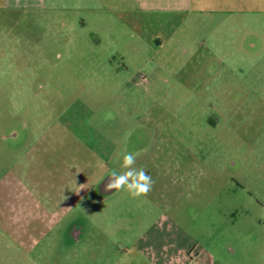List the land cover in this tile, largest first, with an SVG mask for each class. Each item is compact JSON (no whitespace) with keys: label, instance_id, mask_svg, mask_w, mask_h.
<instances>
[{"label":"rangeland","instance_id":"rangeland-1","mask_svg":"<svg viewBox=\"0 0 264 264\" xmlns=\"http://www.w3.org/2000/svg\"><path fill=\"white\" fill-rule=\"evenodd\" d=\"M202 8L0 0V264H264V0Z\"/></svg>","mask_w":264,"mask_h":264},{"label":"clouds","instance_id":"clouds-1","mask_svg":"<svg viewBox=\"0 0 264 264\" xmlns=\"http://www.w3.org/2000/svg\"><path fill=\"white\" fill-rule=\"evenodd\" d=\"M137 153L125 152L120 164L123 171L113 170L108 176V182L105 185L107 191L113 189L126 190L132 198L147 195L153 186L152 177L143 169L134 167Z\"/></svg>","mask_w":264,"mask_h":264},{"label":"crops","instance_id":"crops-1","mask_svg":"<svg viewBox=\"0 0 264 264\" xmlns=\"http://www.w3.org/2000/svg\"><path fill=\"white\" fill-rule=\"evenodd\" d=\"M135 3L145 12L190 13L201 6L203 10H212L222 5L228 8L233 6L232 9L237 11L235 7L238 0H232L231 3L228 0H135ZM188 261L192 262L189 259Z\"/></svg>","mask_w":264,"mask_h":264},{"label":"flooded vegetation","instance_id":"flooded-vegetation-1","mask_svg":"<svg viewBox=\"0 0 264 264\" xmlns=\"http://www.w3.org/2000/svg\"><path fill=\"white\" fill-rule=\"evenodd\" d=\"M125 152H127V150H126V147L124 148V153ZM118 158V157H117ZM110 161V160H109ZM114 163L113 164H109V165H107V172L105 173L106 174V176H105V178H107L110 174H111V172L113 171V170H116L117 172H121V171H123V169H121V167H120V164H121V162H122V160L120 159V161H113ZM136 165H134V167H135ZM136 168V167H135ZM104 178V179H105ZM107 183H105V181H101V182H98L97 183V186H96V188H95V192L97 193V194H100V193H104V192H108V193H111L112 191H114L115 189H113V190H111V191H107L106 189H105V185H106ZM96 195V194H95ZM82 232H83V229H82V226L80 227L79 225H69L68 224V226H66L64 229H63V231H62V233H61V235H62V238H61V240L63 239V241H65V240H67L68 242L70 241V242H78L79 240H80V237L82 236Z\"/></svg>","mask_w":264,"mask_h":264},{"label":"water","instance_id":"water-1","mask_svg":"<svg viewBox=\"0 0 264 264\" xmlns=\"http://www.w3.org/2000/svg\"><path fill=\"white\" fill-rule=\"evenodd\" d=\"M108 179H109V178L107 177V178H105L103 181H105V183H107V182H108Z\"/></svg>","mask_w":264,"mask_h":264}]
</instances>
